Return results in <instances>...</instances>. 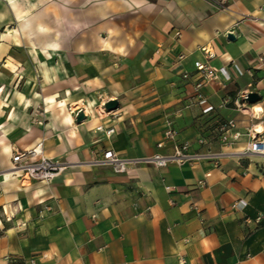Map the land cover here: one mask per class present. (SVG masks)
<instances>
[{
    "label": "crops",
    "instance_id": "1",
    "mask_svg": "<svg viewBox=\"0 0 264 264\" xmlns=\"http://www.w3.org/2000/svg\"><path fill=\"white\" fill-rule=\"evenodd\" d=\"M198 60L229 76L202 97ZM245 90L260 99L241 111ZM112 99L106 116L92 110ZM232 118L241 136L224 143ZM251 129L264 136V0H0V264H264ZM185 142L223 155L142 160ZM38 144L66 168L22 184L12 156ZM107 150L129 160L125 172L94 162Z\"/></svg>",
    "mask_w": 264,
    "mask_h": 264
},
{
    "label": "built area",
    "instance_id": "2",
    "mask_svg": "<svg viewBox=\"0 0 264 264\" xmlns=\"http://www.w3.org/2000/svg\"><path fill=\"white\" fill-rule=\"evenodd\" d=\"M218 6L224 8L225 5L222 2H217ZM178 34H180L178 32ZM207 52L206 48H203ZM209 57L212 56V53H209ZM263 59V58H262ZM196 70L200 73L201 77L198 82L195 84V88L198 91V96L202 97L200 94V89L207 83H210L216 80L219 75L225 74L227 78V71L224 67L216 68L211 64L198 60L196 62ZM190 74L185 72L183 77L188 78ZM251 92V91H250ZM249 94L248 90H245L241 95L233 100L235 107L238 110L246 111L249 110V102L247 101V96ZM231 98H224L223 104L227 105L231 102ZM100 108L97 110L98 117H104L110 113L105 107V102L100 104ZM81 109V108H80ZM79 109V110H80ZM213 109L212 106L205 109V111H210ZM78 111V110H77ZM85 111V110H84ZM77 113V112H76ZM87 115V114H86ZM257 118V117H256ZM237 126L235 119H229L225 122H222L219 126L220 139L224 143H229L236 141L240 138L241 133L238 131L233 132L232 130ZM98 130L105 131L108 135H111L115 132L114 127L105 128L103 125L97 127ZM177 131L174 128L171 121L168 122V126L165 132L166 139L174 140L176 138ZM251 140L247 144L246 153H259L264 154V136L263 132H260L255 129L249 131ZM164 141L158 143L159 147L164 146ZM189 144L187 142L183 144H176L174 146V151L171 153H161L156 152L153 155L142 159L147 163H152L157 166H166L171 162L183 163L184 161H193L201 158H219L223 155L222 152L217 153H195L190 154L188 152ZM96 164H109L113 166L116 172H125L127 170L128 159L121 158L113 150H107L103 154V157L97 158L94 161ZM66 168V163L62 161H56L44 154L42 144H38L33 148H28L25 150H16L12 156V165L10 167V172L13 173L22 184H27L32 180H40L47 183L52 182L57 176H59L64 169ZM205 181L201 180L200 184H204ZM169 188V187H168ZM245 204V201H242ZM237 205V203H236ZM235 205V206H236ZM10 260L11 257H8Z\"/></svg>",
    "mask_w": 264,
    "mask_h": 264
},
{
    "label": "water",
    "instance_id": "3",
    "mask_svg": "<svg viewBox=\"0 0 264 264\" xmlns=\"http://www.w3.org/2000/svg\"><path fill=\"white\" fill-rule=\"evenodd\" d=\"M230 38L234 39L235 36L230 33L228 35ZM260 99V95L258 94V92H249L248 96H247V101L249 103H255ZM119 106V100L118 99H112V100H108L107 102H105V107L108 111H112L117 109ZM86 119V115L84 114L83 110H80L77 115H76V120L77 122H82L83 120Z\"/></svg>",
    "mask_w": 264,
    "mask_h": 264
},
{
    "label": "rangeland",
    "instance_id": "4",
    "mask_svg": "<svg viewBox=\"0 0 264 264\" xmlns=\"http://www.w3.org/2000/svg\"><path fill=\"white\" fill-rule=\"evenodd\" d=\"M78 107V104H75V105H73V108L75 109V108H77ZM101 106H100V104H98L96 107H94L92 110H94V113L96 114L97 113V110L100 108ZM97 115V114H96Z\"/></svg>",
    "mask_w": 264,
    "mask_h": 264
},
{
    "label": "bare ground",
    "instance_id": "5",
    "mask_svg": "<svg viewBox=\"0 0 264 264\" xmlns=\"http://www.w3.org/2000/svg\"><path fill=\"white\" fill-rule=\"evenodd\" d=\"M85 114H89L90 112L85 108Z\"/></svg>",
    "mask_w": 264,
    "mask_h": 264
}]
</instances>
